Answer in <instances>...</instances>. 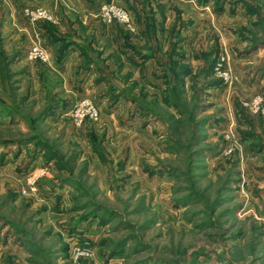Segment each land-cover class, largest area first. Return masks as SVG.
<instances>
[{
	"label": "rangeland",
	"instance_id": "1",
	"mask_svg": "<svg viewBox=\"0 0 264 264\" xmlns=\"http://www.w3.org/2000/svg\"><path fill=\"white\" fill-rule=\"evenodd\" d=\"M0 53V264H264V0H0Z\"/></svg>",
	"mask_w": 264,
	"mask_h": 264
},
{
	"label": "trees",
	"instance_id": "2",
	"mask_svg": "<svg viewBox=\"0 0 264 264\" xmlns=\"http://www.w3.org/2000/svg\"><path fill=\"white\" fill-rule=\"evenodd\" d=\"M82 55L85 56L83 50ZM6 72L8 73V70L6 69V63L2 58V54L0 53V81L4 82L6 78L10 76L7 75L6 77ZM174 76L177 78L179 77L178 74ZM238 122V131L241 141L249 142L251 146L260 148L262 138L254 132V128L250 119L245 114H241V118ZM241 127H245V130H241ZM35 147L41 152L45 162L51 163L53 165L54 170L57 173H65L69 177L77 176V178L84 180L89 179L90 162L89 160L83 159L80 152L76 150L62 152L58 149H54L47 142H43L41 140L35 142ZM94 151L99 154L96 148H94ZM99 157L101 158V155H99Z\"/></svg>",
	"mask_w": 264,
	"mask_h": 264
},
{
	"label": "built area",
	"instance_id": "3",
	"mask_svg": "<svg viewBox=\"0 0 264 264\" xmlns=\"http://www.w3.org/2000/svg\"><path fill=\"white\" fill-rule=\"evenodd\" d=\"M37 15L45 16L44 12H40ZM115 15L118 17V20L120 22L128 23L129 19L125 14V12H122L121 10H116ZM31 57L33 58L40 57L44 59V56L41 54V52H38L36 49L32 50ZM97 116H98L97 109L94 107L93 104L89 103L88 101H83L77 106L75 105L72 114L73 121L77 126L82 125L87 119L96 120Z\"/></svg>",
	"mask_w": 264,
	"mask_h": 264
},
{
	"label": "crops",
	"instance_id": "4",
	"mask_svg": "<svg viewBox=\"0 0 264 264\" xmlns=\"http://www.w3.org/2000/svg\"><path fill=\"white\" fill-rule=\"evenodd\" d=\"M73 54H76L79 57V54L78 53L74 52Z\"/></svg>",
	"mask_w": 264,
	"mask_h": 264
}]
</instances>
